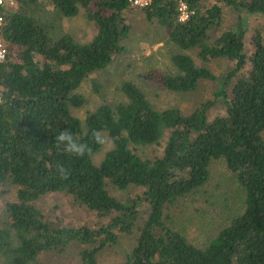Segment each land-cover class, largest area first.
Masks as SVG:
<instances>
[{"label":"trees","instance_id":"obj_1","mask_svg":"<svg viewBox=\"0 0 264 264\" xmlns=\"http://www.w3.org/2000/svg\"><path fill=\"white\" fill-rule=\"evenodd\" d=\"M202 1L150 0L142 8L179 49L195 48L203 60L228 58L233 66L215 74L177 51L171 55L175 72L157 76L150 69L141 75L159 78L162 87L174 91L213 79L214 98L188 112L178 106L159 109L135 81L124 79L123 98L101 102L83 119L71 111L86 100L77 89L124 51L132 28L130 0H17L7 9L1 29L8 54L0 63V184L17 188L15 199L0 211V264H33L41 252L62 250L71 242L82 244L83 264H99L98 252L135 227L137 241L120 264H264V25L253 32L249 52L241 16L237 24L214 32L221 25L222 4L239 15L264 14V0H218L222 4L206 7ZM79 7L96 26L86 41L60 24ZM219 100L222 113L209 117ZM61 130L89 145L93 155L58 150L55 136ZM94 131L112 142L99 162L93 156L103 145L95 143ZM148 145L162 148L152 156L135 150ZM216 159L224 160L240 187L243 208L226 215L217 232L197 245L176 228L167 209L208 181ZM58 162L70 170L69 179L59 177ZM107 182L139 190L117 197ZM52 191L70 195L106 220L95 226L48 219L33 201Z\"/></svg>","mask_w":264,"mask_h":264},{"label":"rangeland","instance_id":"obj_2","mask_svg":"<svg viewBox=\"0 0 264 264\" xmlns=\"http://www.w3.org/2000/svg\"><path fill=\"white\" fill-rule=\"evenodd\" d=\"M215 1L222 4L218 0H203V7ZM222 7L221 25L214 32L237 24L238 17L241 16L246 26V48L248 52L251 51L250 39L256 29L263 27L264 14L241 12L239 15L238 10L227 4H222ZM128 17L132 28L130 35L124 40L126 46L124 51L105 68L91 72L80 83L77 90L83 93L86 100L80 106L71 107L73 114L83 119L89 110H93L101 102L114 103L123 98L119 85L124 79L135 81L145 91L152 105L159 109L178 106L188 112L201 101L214 98L213 90L216 87V81L213 79H199L195 88L189 91H174L162 87L159 78H145L141 74L150 69H153L152 73L157 76L175 72L171 55L177 51L190 54L197 65L206 66L215 74L227 72L233 66L230 59L216 57L203 60L195 48L179 49L167 39L155 21L147 19L140 6L133 5L128 11ZM60 24L80 41L91 39L96 31L95 23L86 17L83 7H79L76 14L63 17ZM222 108L220 100L216 101L210 108L209 117L222 113ZM261 135L264 138V130ZM106 138L107 143L103 145L102 150L93 156L95 162H99L104 151L112 144L110 138L108 136ZM163 141L164 139L161 140ZM161 148L162 145H148L135 147V150L142 155L152 156L159 153ZM209 168L210 176L205 184L167 209L174 218L176 228L197 245H203L207 238L217 232L218 228L224 224L226 215L241 211L243 208L242 191L230 177L224 160L211 161ZM16 188L15 184H0V211L6 201L15 199ZM107 188L117 197H125L139 190V186L135 185L119 189L110 182H107ZM33 202L48 219L65 225L88 223L97 226L100 221L106 220L61 191L45 193ZM146 211V207H143L142 219L146 216ZM138 234L137 227L129 233L120 232L114 244L98 252L99 264H120L125 254L135 245ZM81 247L82 244L71 242L62 250L41 252L38 255V262L33 264H83L79 253Z\"/></svg>","mask_w":264,"mask_h":264},{"label":"clouds","instance_id":"obj_3","mask_svg":"<svg viewBox=\"0 0 264 264\" xmlns=\"http://www.w3.org/2000/svg\"><path fill=\"white\" fill-rule=\"evenodd\" d=\"M93 138L95 143L98 145H104L107 143V138L102 136L99 131L93 132ZM55 146L58 150H61L64 153L79 157H85V156L91 157L93 155L92 148L85 143H81L78 137H76L69 130H61L55 136ZM56 170L61 179L63 180L69 179L71 172L64 164L58 162L56 165Z\"/></svg>","mask_w":264,"mask_h":264},{"label":"built area","instance_id":"obj_4","mask_svg":"<svg viewBox=\"0 0 264 264\" xmlns=\"http://www.w3.org/2000/svg\"><path fill=\"white\" fill-rule=\"evenodd\" d=\"M16 1L17 0H0V57H2L0 58V63L6 59L8 54L6 42L3 36L1 35V29L5 23L6 16L8 14L7 9L14 6L16 4ZM130 2L132 5L143 7L147 5L150 2V0H130ZM180 9H181L180 17L181 18L187 17L188 12L186 11V6L183 2L180 3ZM2 90H3V86L0 81V101L2 99Z\"/></svg>","mask_w":264,"mask_h":264}]
</instances>
